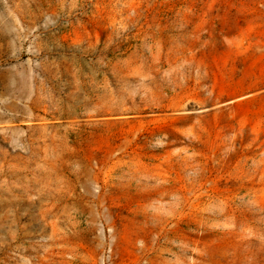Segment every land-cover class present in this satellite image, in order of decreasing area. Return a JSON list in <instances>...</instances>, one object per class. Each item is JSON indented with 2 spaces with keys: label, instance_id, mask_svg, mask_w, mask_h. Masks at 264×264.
<instances>
[{
  "label": "rangeland",
  "instance_id": "obj_1",
  "mask_svg": "<svg viewBox=\"0 0 264 264\" xmlns=\"http://www.w3.org/2000/svg\"><path fill=\"white\" fill-rule=\"evenodd\" d=\"M0 264H264V0H0Z\"/></svg>",
  "mask_w": 264,
  "mask_h": 264
}]
</instances>
